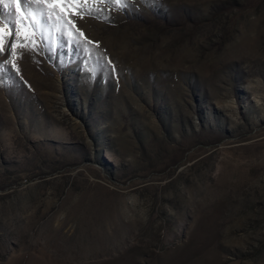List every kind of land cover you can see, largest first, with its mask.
<instances>
[{
  "label": "rangeland",
  "instance_id": "1",
  "mask_svg": "<svg viewBox=\"0 0 264 264\" xmlns=\"http://www.w3.org/2000/svg\"><path fill=\"white\" fill-rule=\"evenodd\" d=\"M29 8L14 55L0 25V264H264V0Z\"/></svg>",
  "mask_w": 264,
  "mask_h": 264
},
{
  "label": "snow or ice",
  "instance_id": "2",
  "mask_svg": "<svg viewBox=\"0 0 264 264\" xmlns=\"http://www.w3.org/2000/svg\"><path fill=\"white\" fill-rule=\"evenodd\" d=\"M90 2H93V0H0V5H7V4H13L16 5V13H20L22 16H24V19H27L28 16H32V21L29 22L28 27H24L23 24H21L20 20L16 18L15 13H10L7 16L4 14H0V25H7L9 32L7 35L10 36L9 41V54L14 55L15 53H12L10 49L15 48L16 45V37L19 34L17 32V26L19 25L21 28H23V35L25 37H28L29 35L35 34V29L32 27V25L35 23L36 16L39 14L40 19V26L43 28L45 27L44 21L48 19V17L43 15V11L41 9H31L29 8L28 12L25 13L24 8L28 7L32 4H47L54 8H59L61 13H64L65 15H68L69 13L76 15L77 14V8L78 6L82 4H88ZM109 3L114 4H121L122 0H108ZM23 5L24 7H21ZM67 5V7H65ZM99 11V10H98ZM89 14H91V10H88ZM74 23V22H73ZM32 29L31 32L29 29ZM5 28L0 27V53H3L6 51L4 48V37H5ZM43 36V32L41 33ZM24 45H21L23 47ZM5 62H7L5 60ZM2 67V66H0Z\"/></svg>",
  "mask_w": 264,
  "mask_h": 264
}]
</instances>
